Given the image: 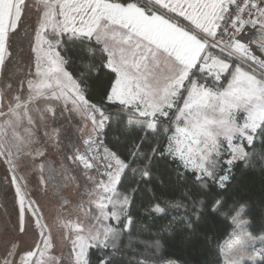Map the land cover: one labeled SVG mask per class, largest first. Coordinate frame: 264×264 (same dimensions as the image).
I'll list each match as a JSON object with an SVG mask.
<instances>
[{
    "label": "snow or ice",
    "instance_id": "snow-or-ice-1",
    "mask_svg": "<svg viewBox=\"0 0 264 264\" xmlns=\"http://www.w3.org/2000/svg\"><path fill=\"white\" fill-rule=\"evenodd\" d=\"M0 168V264H264V0H0Z\"/></svg>",
    "mask_w": 264,
    "mask_h": 264
},
{
    "label": "crops",
    "instance_id": "crops-1",
    "mask_svg": "<svg viewBox=\"0 0 264 264\" xmlns=\"http://www.w3.org/2000/svg\"><path fill=\"white\" fill-rule=\"evenodd\" d=\"M152 0H149L151 3ZM129 22H137L141 28V35L145 33L153 40V43L157 44L159 47H166L169 44L174 43L173 36L175 33L172 27L167 25L162 17H148L142 11L132 8L124 13L123 18L128 19ZM199 55L195 44H186L180 51V57L183 58L185 62L191 61L195 63L196 57Z\"/></svg>",
    "mask_w": 264,
    "mask_h": 264
},
{
    "label": "rangeland",
    "instance_id": "rangeland-1",
    "mask_svg": "<svg viewBox=\"0 0 264 264\" xmlns=\"http://www.w3.org/2000/svg\"><path fill=\"white\" fill-rule=\"evenodd\" d=\"M129 9H122V13H123V16H124V13L126 11H128ZM128 19L127 20H131V18L127 17ZM126 19V18H125ZM49 162L48 163H51V161H54L56 160L57 158L55 157V153H53V155H51L49 157ZM19 163L21 164V166H23V163L24 161L21 160L19 161ZM26 172L25 174H27V179L30 181L29 183V186L27 188V190L29 192L33 191V184L31 183V173L29 170L25 169ZM62 188L64 189V192H63V195L72 200V201H78L79 197L77 195V192H76V189H75V186L74 184L70 183L68 180H64L63 181V184H62ZM39 195V198L41 200V203L44 205L45 207V210L49 212V217L48 219L50 220L51 222V225L53 227V230L56 234H59L62 232L63 230V220L66 216H68L69 214H73V216L75 215L74 213H72L71 211V207H70V210L69 212H64L62 209H60L55 203V197L53 196V193H52V190L49 189V192H48V195L45 196L43 194V192H39L38 193ZM51 201V202H50ZM59 212V215H56V213ZM61 244H63V242L61 241ZM235 251V250H234Z\"/></svg>",
    "mask_w": 264,
    "mask_h": 264
},
{
    "label": "trees",
    "instance_id": "trees-1",
    "mask_svg": "<svg viewBox=\"0 0 264 264\" xmlns=\"http://www.w3.org/2000/svg\"><path fill=\"white\" fill-rule=\"evenodd\" d=\"M14 51H16L17 54H19L18 49L14 48ZM16 67H18V65H10L9 71L14 73L16 71ZM25 173L26 172H24V175L27 178V176H26L27 174H25ZM63 181L64 180L58 181L60 183L61 187H62ZM261 192H262V189L260 186V182L258 180L253 182V184L251 186V190L249 192V195L255 199H259ZM5 203H6V200H5V186L3 184V169L0 168V205H4ZM2 211H3V208L0 207V212H2ZM137 238H139L141 240L146 239V234H141ZM198 259L201 260V264H203L204 260H207V264H217V254L215 253V251L204 252V253L200 254ZM221 264H222V261H221Z\"/></svg>",
    "mask_w": 264,
    "mask_h": 264
}]
</instances>
